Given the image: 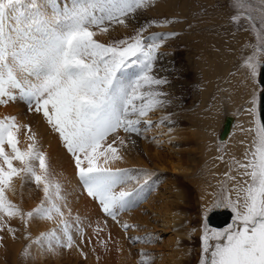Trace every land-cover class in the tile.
<instances>
[{"label": "rangeland", "instance_id": "obj_1", "mask_svg": "<svg viewBox=\"0 0 264 264\" xmlns=\"http://www.w3.org/2000/svg\"><path fill=\"white\" fill-rule=\"evenodd\" d=\"M46 1L22 0L20 4L7 9L6 13H11L12 21L19 19L25 23L38 15L50 16L55 8ZM54 1L57 14L61 16L73 9L99 3V0ZM95 14L101 15L98 8ZM129 18L126 22L128 28L115 25V30L109 32L113 36H128L133 34L134 28L147 22L149 26L146 36L153 33L178 34L162 46L161 52L165 55L157 62V67L167 69L158 74L167 75L170 81L162 89L170 94L167 97L171 101L170 105L151 111L145 120H151L152 124L142 121L139 134L120 132L121 136L127 135L131 139L138 136L147 148L146 155L142 148L136 152L129 150V153L121 149L131 164L122 167L124 159L117 163L118 167L125 169L136 167L134 164L139 163L138 160L146 163L147 167H141L140 174H134L139 179L131 180L125 186L130 189H148L143 193V204L140 203L145 205L144 209L137 206L121 212L117 223L98 208V217L94 221L91 210L96 213L97 208L90 210L88 206L91 203L98 204L79 185L70 154L61 143L60 148L66 157L62 166L53 165L47 159L53 148L50 144H42V128L36 119L42 117V114L32 111L26 99L17 97L14 100L18 104L0 105V118L14 116L18 125H29L36 134V143L46 155L53 184H59L60 196L66 198L71 208L70 215L67 208L64 209L63 218L68 222L69 232L76 245L71 248L62 246L66 237L59 223L61 218L55 214L52 220L36 219L27 226L19 216L11 219L6 217L13 231H0V264H109L111 232L115 230L132 238L127 239L131 250L135 252L131 264H199L203 255L200 239L205 223L203 217L210 214L205 213V209L211 204L213 196L219 195L221 184L227 188L232 187L228 175L237 171V162L241 161L237 152L230 150L233 133H245L248 128L251 137L242 140L244 153L247 150L248 159H251V153L255 151L256 128L261 123L260 96L264 90L260 81L264 62V23H261L264 18V0H151L147 7L139 9ZM151 21L158 23L151 24ZM9 27H12L11 24ZM94 31L100 42L108 39L107 34L100 33L99 29ZM207 52H212L211 57H207ZM223 52L230 55L226 67L221 72L209 70L211 66L208 61L217 59L221 53V56L226 55ZM250 58L260 62L255 80L248 78L244 67L245 61ZM204 61L208 67H205ZM137 71L136 67H131L127 75L131 78ZM252 93L256 97V124L241 110L249 107ZM30 115L36 117L31 118ZM165 116L170 119L161 123ZM228 118H231V131L225 140H221ZM47 132L46 138L50 135L56 139L58 136L53 131ZM27 133L28 129H21L18 134L22 149L29 143ZM125 141L129 142L128 139ZM155 152L160 153L159 160L153 157ZM243 160L247 162L244 154ZM153 164L165 168L164 172L158 171ZM14 166L19 167L18 162H14ZM174 166L185 170V173H174ZM13 187L15 193L11 190ZM7 196L14 205L27 213L43 198L42 186L38 189L33 182L21 188L17 177L7 191ZM206 196L211 198L208 206L204 205ZM63 202L61 199L60 203ZM158 210L160 212L157 214ZM169 213L179 215L182 222L180 227L169 228L164 225L170 219ZM135 215L140 216L136 222L127 223L134 227L124 231V218L129 216L132 219ZM145 219L146 223H141ZM228 226L222 229L210 228L223 230ZM77 227L83 230L82 237L77 233ZM53 231L60 237L59 242L55 237L42 236ZM138 249L140 253H137ZM111 259L112 264H116V258Z\"/></svg>", "mask_w": 264, "mask_h": 264}, {"label": "snow or ice", "instance_id": "obj_2", "mask_svg": "<svg viewBox=\"0 0 264 264\" xmlns=\"http://www.w3.org/2000/svg\"><path fill=\"white\" fill-rule=\"evenodd\" d=\"M21 2L0 0V105L8 104L19 94L32 111L42 114L70 154L83 191L107 217L119 223L118 215L137 206L142 191L127 189L125 186L139 176L117 166L124 159L121 149L126 146L120 132L139 134L142 121L152 124L145 120L151 111L170 105V94L162 90L170 81L167 75L158 74L167 69L157 67V62L165 55L162 46L178 34L146 36L147 22L128 36L109 32L107 24L128 28V18L151 0H99L97 5L76 8L63 16L54 13L38 15L26 23L18 21L9 31L4 13ZM97 8L99 16L95 14ZM94 29L107 34L108 39L100 42ZM259 64V60L251 58L245 61L248 78L255 80ZM131 67L138 71L129 78L127 70ZM255 105L252 93L249 107L241 109L254 124L258 116ZM169 119L165 116L161 123ZM21 129H28L29 143L23 149L18 139ZM256 137L252 158L248 159L246 150L247 162H237L238 172L245 180L238 182L235 175H228L233 186L221 184L219 195L213 196L205 209V213H211L229 208L234 219L226 229L219 230L210 228L208 215L203 217V255L199 264H264V122L257 125ZM17 177L21 188L33 182L38 189L42 186L43 198L27 213L7 196ZM11 190L16 192L14 187ZM65 208L70 215L71 208L60 196L59 184H53L36 134L29 125H18L14 116L0 118V231H13L6 217L19 216L27 226L36 219L52 220L55 214L61 218L59 223L66 237L62 246L71 248L76 241L63 218ZM133 227L122 225L124 231ZM76 231L83 236L80 227ZM42 236L60 240L55 231Z\"/></svg>", "mask_w": 264, "mask_h": 264}, {"label": "bare ground", "instance_id": "obj_3", "mask_svg": "<svg viewBox=\"0 0 264 264\" xmlns=\"http://www.w3.org/2000/svg\"><path fill=\"white\" fill-rule=\"evenodd\" d=\"M46 3L47 4H49V5H51V6H53L54 8H55V11L53 12V14L55 13V14H57V10H56V7H55V4H56V2L54 1V0H47L46 1ZM18 14V13H17ZM16 14V15H17ZM12 15H11V13H4V23H5V25H6V27H7V29L9 30V31H11L12 29H14L16 26H17V22L18 21H20L19 19H15L14 21H12ZM131 18H128V20H130ZM128 20L126 21V22H128ZM10 24H11V28L9 27L10 26ZM128 24V23H127ZM113 26H115V24H112V25H109V30H112V29H114L113 28ZM122 29H123V27H122ZM115 30V29H114ZM114 30L112 31V32H114ZM208 53V55H207V57L209 56V57H211L210 56V54L212 53V52H207ZM223 53H226V55L224 54L223 56H221L222 55V53H221V55L220 56H218V58L216 59H214V60H212V61H208L209 62V65L211 66V68H208L209 70H212V71H217V72H221V70L224 68V67H226L225 66V64H226V61L227 60H229L230 59V55H229V53L228 52H223ZM220 54V53H219ZM217 56V55H216ZM210 60H211V58H210ZM204 65H205V67H208L209 65H207V62L206 61H204V63H203ZM227 65V64H226ZM213 68V69H212ZM207 69V70H208ZM207 70H206V72H207ZM17 97L19 98V94H17ZM235 97V96H234ZM19 99H21V98H19ZM236 99H237V97H236ZM23 100V99H22ZM18 104L15 100H12L11 102H9L8 104L9 105H12V104ZM7 105V104H6ZM0 115H1V112H0ZM259 116H260V113H259ZM30 117L31 118H35L36 117V115H33V116H31L30 115ZM39 122H40V128H42L41 129V132H42V144H45V145H52L51 146V148H53V150H50V152H51V154H50V156L47 158L53 165H60V166H62V164H63V162L66 160V157L63 155V149H61L60 148V144H61V141L59 140V137L57 136L56 137V139H53V138H51V136L49 135V137H47L46 138V136H47V134H48V132L47 131H49V132H52V129H51V127L47 124V122H46V120L43 118V117H38V118H36ZM230 119L231 118H228V120L226 121V124H225V128H224V131H223V133H222V135H221V140H225L226 139V137L230 134V131H231V127H232V123H230ZM260 121H261V118H260ZM251 122L249 121V124H250ZM261 123H262V121H261ZM250 127V126H249ZM236 128H237V126H236ZM246 131L247 132H245V133H238L237 134V131H235L234 133H233V139H232V142H231V144H230V150H235L236 152H237V155L238 156H240L241 157V161H243V154H244V144H242V140L244 139V138H250L251 137V134H250V131L248 130V128L246 129ZM54 132V131H53ZM55 133V132H54ZM124 137H125V139H128L129 140V142L128 143H126V146L122 149V150H124V152H126V153H129L130 151L129 150H131V151H133V152H136V150H138V149H140V148H142L143 149V154L144 155H146L147 154V148H146V146H144V144L143 143H141V141L139 140V138H138V136L137 137H134V135H133V137L134 138H129L127 135H124ZM55 140V141H54ZM41 144V145H42ZM129 149H128V148ZM125 154V153H124ZM154 158H156V159H158L159 160V158H160V153L159 152H155V154H154V156H153ZM67 158H68V156H67ZM137 160H138V158H137ZM123 162H126V164L125 165H123ZM138 162L139 163H137V164H134L136 167H134V168H131L130 166V170H132L133 171V174H140V172H142L141 171V167H143V168H146L147 167V165H146V163H140V162H142L141 160H138ZM128 164H131V162L130 161H128L127 160V157H125V155H124V160L122 161V167H124V166H128ZM154 165V167H157V170L158 171H161V172H164V170H165V168H163V167H158V165H156V164H153ZM216 166V165H215ZM173 171H174V173H185V170L183 171L181 168H179L178 166H174L173 167ZM142 174V173H141ZM233 175H235L236 176V180L238 181V182H243L244 181V179H245V177H243L242 175H240L239 174V172H238V166H237V171H235V173H233ZM138 176V175H137ZM231 186H233V182H231ZM127 189H130L131 187H126ZM132 189H134V188H132ZM146 190H148V189H146V188H144V189H142V191H141V200H140V202L138 203V205L137 206H141V209L143 210L144 209V207H145V205H141L140 203H142V202H144V199H143V193L146 191ZM210 197L209 196H206L205 198H204V205L205 206H208L209 204H210ZM183 199H182V197H181V201H182ZM143 204V203H142ZM137 206H135V207H137ZM97 208V212L96 213H94V212H92V208ZM98 208H99V206L98 205H96V204H93V203H91V204H89V206H88V209H90L91 210V213H92V215H91V218H93V220L95 221V219H96V217H98V214L97 213H99V211H98ZM148 208V207H147ZM146 211V210H145ZM145 211H143L144 213H145ZM160 211L158 210L157 211V214L159 213ZM173 213H169V215H170V219L164 224V225H166V226H168L169 228H178V227H180V224H182V222H180V217H179V215L178 214H173ZM168 216V215H167ZM140 216L139 215H135L132 219H130V217L129 216H126L125 218H124V223H129L130 221L131 222H136V219H138ZM233 217H234V213H233ZM233 217H232V219H233ZM160 218H162V217H160ZM92 220V219H91ZM140 221V220H139ZM146 219L145 220H143V221H141V223H146ZM229 224H227L226 226H228ZM226 226H224V227H226ZM223 227V228H224ZM219 229H222V228H219ZM112 234H111V240H112V247L110 248L111 249V251L109 252L110 253V257H109V259L107 260V262L109 263V264H112V259L111 258H116L115 260V262H116V264H131V260L133 259V254L135 253L134 252V250L132 251L131 250V246H129L128 245V241H127V239H129V236H127L126 235V233H123V232H120L119 230H115L114 232H111ZM137 238V237H136ZM97 239V238H96ZM102 244V243H101ZM93 246H94V244H93ZM95 247V246H94ZM95 248H98V246L97 247H95ZM95 248H94V250H95ZM136 249V248H135ZM136 251V250H135ZM98 252V251H97ZM100 253H101V250L99 251ZM141 251H139V249L137 250V253H140ZM99 254V253H98ZM153 255V254H152ZM173 264H178L177 262H172Z\"/></svg>", "mask_w": 264, "mask_h": 264}, {"label": "water", "instance_id": "obj_4", "mask_svg": "<svg viewBox=\"0 0 264 264\" xmlns=\"http://www.w3.org/2000/svg\"><path fill=\"white\" fill-rule=\"evenodd\" d=\"M260 81L264 87V62L260 73ZM260 118L261 121L264 122V90L260 96ZM208 216L209 220L207 222L211 227L214 228H223L233 221V212L228 208L217 209L214 212H211Z\"/></svg>", "mask_w": 264, "mask_h": 264}, {"label": "crops", "instance_id": "obj_5", "mask_svg": "<svg viewBox=\"0 0 264 264\" xmlns=\"http://www.w3.org/2000/svg\"><path fill=\"white\" fill-rule=\"evenodd\" d=\"M243 162H244V160H243Z\"/></svg>", "mask_w": 264, "mask_h": 264}]
</instances>
